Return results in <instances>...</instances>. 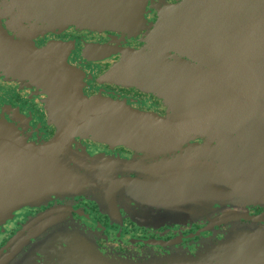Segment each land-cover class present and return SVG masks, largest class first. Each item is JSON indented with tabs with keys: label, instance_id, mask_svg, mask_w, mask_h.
<instances>
[{
	"label": "water",
	"instance_id": "obj_1",
	"mask_svg": "<svg viewBox=\"0 0 264 264\" xmlns=\"http://www.w3.org/2000/svg\"><path fill=\"white\" fill-rule=\"evenodd\" d=\"M19 2L25 13L52 26L136 34L146 22L145 0ZM161 18L151 49L146 51L145 74L124 78L162 94L169 115L160 117L115 100L90 98L75 85L52 92L50 103L59 106L56 111L63 116L60 132L50 142L21 141L0 121V218H10L22 207L49 204L55 194L99 192V196L102 191L110 212L120 215L114 198L123 189L139 188L129 183L146 180L123 174L121 166L132 163L74 150L71 141L82 137L138 145L141 150L180 146L182 167L191 166L195 156L208 157L203 152L212 153L215 169L200 168L168 180L184 185L153 188H167L166 197L180 204H209L217 224H231L226 238L197 256L109 257L92 234L64 232L66 219L55 208L27 222L0 249V264H31L38 248L48 254L47 264H264V226L240 223L239 211L233 210L245 208L240 207V199L264 197V186L253 179L247 163L251 153H264V0H186L180 6L165 5ZM173 50L177 55L170 58ZM230 133L237 138L227 136ZM200 136L203 144L192 142ZM34 238L38 243L31 245Z\"/></svg>",
	"mask_w": 264,
	"mask_h": 264
},
{
	"label": "flooded vegetation",
	"instance_id": "obj_2",
	"mask_svg": "<svg viewBox=\"0 0 264 264\" xmlns=\"http://www.w3.org/2000/svg\"><path fill=\"white\" fill-rule=\"evenodd\" d=\"M185 2L145 0L146 22L142 30L128 34L77 25L52 26L25 13L19 0H0V121L6 130L29 144L52 141L60 132L59 118L63 116L56 111L59 106L50 103L52 92L58 90L56 87L62 91L75 85L90 98L115 100L141 112L167 117L170 107L162 94L124 77L145 74L146 51L151 49L163 7L180 6ZM175 55L173 50L170 58ZM163 58L167 59L168 55ZM227 136L237 138V134ZM212 137L211 147L214 148L216 135L213 133ZM204 141L202 136L192 140L196 144ZM71 142L74 150L87 152L92 157L132 163L121 166L123 174L146 181L129 183L139 188L123 189L114 198L120 214L117 217L108 209L104 191L99 196V192L59 193L53 195L49 204L22 207L10 218H0V249L23 230L27 222L55 208L59 209V216L66 219L63 228L92 234L101 252L109 257L146 260L152 255L175 253L197 256L206 247L226 238L231 224H217L214 209L209 204H180L173 197H166L170 194L167 188L163 191L153 188L184 185L168 180L200 168L215 169L212 153L203 152L208 153V157L195 156L191 166L182 167L179 166V156H183L180 146L172 149L171 145H154L152 150H141L138 145L128 147L82 137ZM247 159L248 167L254 172L253 179L264 186V153H251ZM141 185L148 186L141 188ZM240 201V207L245 208L233 209L239 211L235 214L240 217L239 222L264 226V197ZM36 243L38 240L34 238L31 245ZM38 249L37 259L31 264H47L48 254Z\"/></svg>",
	"mask_w": 264,
	"mask_h": 264
},
{
	"label": "rangeland",
	"instance_id": "obj_3",
	"mask_svg": "<svg viewBox=\"0 0 264 264\" xmlns=\"http://www.w3.org/2000/svg\"><path fill=\"white\" fill-rule=\"evenodd\" d=\"M73 225H76L77 227L79 226V225H77V224H73ZM65 230H66V228L64 229V232H65ZM48 239H50V235H49ZM153 256H154V255H152V257H153Z\"/></svg>",
	"mask_w": 264,
	"mask_h": 264
}]
</instances>
